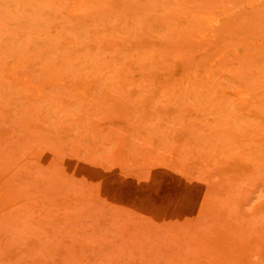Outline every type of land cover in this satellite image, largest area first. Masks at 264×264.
<instances>
[{
	"label": "rangeland",
	"instance_id": "rangeland-1",
	"mask_svg": "<svg viewBox=\"0 0 264 264\" xmlns=\"http://www.w3.org/2000/svg\"><path fill=\"white\" fill-rule=\"evenodd\" d=\"M0 264H264V0H0Z\"/></svg>",
	"mask_w": 264,
	"mask_h": 264
}]
</instances>
